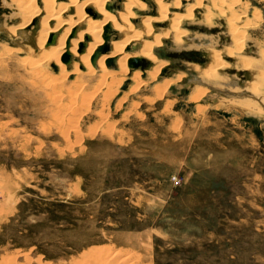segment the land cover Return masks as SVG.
Here are the masks:
<instances>
[{
    "label": "rangeland",
    "instance_id": "rangeland-1",
    "mask_svg": "<svg viewBox=\"0 0 264 264\" xmlns=\"http://www.w3.org/2000/svg\"><path fill=\"white\" fill-rule=\"evenodd\" d=\"M205 2L210 20L197 9L185 44L159 47L165 75L133 62L115 84L70 74L55 89L18 64L33 25L12 39L0 0V264H264V0L234 6L257 70L228 58L232 13ZM215 51L229 63L216 81Z\"/></svg>",
    "mask_w": 264,
    "mask_h": 264
},
{
    "label": "bare ground",
    "instance_id": "bare-ground-1",
    "mask_svg": "<svg viewBox=\"0 0 264 264\" xmlns=\"http://www.w3.org/2000/svg\"><path fill=\"white\" fill-rule=\"evenodd\" d=\"M235 1V3H230L229 0L212 2L214 11L218 10L221 15L232 13L227 19L235 48L227 50L226 53L228 58H236V64L240 68L248 70L253 67L252 69L257 70L258 61L240 56L252 23L248 22L250 20L248 18H246L248 23L242 20L247 15L246 6L242 11L240 9L241 13H235L234 6L240 0ZM4 2L12 10L13 23L7 26V32L12 39L19 38L20 33L33 25L29 31L30 37H26L30 44L26 48L13 50V55L21 58L18 64L23 69H29L37 83L54 88L67 81L70 74L76 78L87 75L90 83L99 79L100 86L115 84L118 78L129 77L133 62L138 65L149 63L151 65L149 75L155 80L167 65L166 61L160 62L156 56L159 47L171 38L175 44L184 45L188 37L183 27L188 26L187 21L193 19V13L197 9L204 6L209 10L205 0H197L195 5L188 7L186 12L179 16L170 11L172 8L181 7L180 0H172L169 3H165L164 0H4ZM152 3L156 4L157 9L152 8ZM243 6L241 5V8ZM205 17L210 20L212 12L209 10ZM23 52L25 54H22ZM9 53L10 50L0 54L1 61L4 62ZM96 54L98 57L93 63ZM212 57V62L203 71V76L216 81L219 71L229 63L222 61V53L219 51H215ZM49 61H52L60 72L54 82H51L53 77L47 79L51 69H46L45 64ZM110 61L118 65L117 71L110 69L108 66ZM68 67L70 71L67 70ZM140 72L141 70L138 71ZM262 73V71L256 73L257 81L260 80L258 86L263 83ZM117 75L122 77L117 78ZM178 79L169 78L164 84L168 87ZM254 91H257V86ZM255 106L250 105L248 108L256 109Z\"/></svg>",
    "mask_w": 264,
    "mask_h": 264
},
{
    "label": "water",
    "instance_id": "water-1",
    "mask_svg": "<svg viewBox=\"0 0 264 264\" xmlns=\"http://www.w3.org/2000/svg\"><path fill=\"white\" fill-rule=\"evenodd\" d=\"M97 57H98V54H96V55L93 57V60H92L93 63L96 62ZM166 73H168V68H165V69L163 70V74L165 75Z\"/></svg>",
    "mask_w": 264,
    "mask_h": 264
}]
</instances>
